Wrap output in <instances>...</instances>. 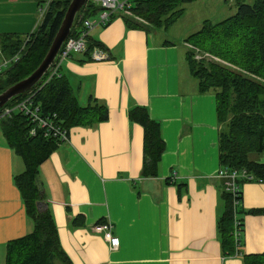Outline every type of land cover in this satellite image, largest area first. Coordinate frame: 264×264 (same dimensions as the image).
<instances>
[{"label":"crops","instance_id":"1","mask_svg":"<svg viewBox=\"0 0 264 264\" xmlns=\"http://www.w3.org/2000/svg\"><path fill=\"white\" fill-rule=\"evenodd\" d=\"M47 6L0 0V32L33 33ZM185 37L170 29L129 28L116 17L89 33L104 45L93 54L106 59L81 62L82 52L74 51L62 62L59 74L79 102L93 95L109 109L107 121L71 128L68 141L40 166L61 246L73 264H243L245 254L264 252V214L252 212L264 209V182L240 183L244 230L236 236L233 230L231 253L219 238L225 204L216 97L199 92ZM136 105L161 123L165 151L157 177L141 175L144 129L128 117ZM259 160L264 163V154ZM23 170L0 133V264L9 240L34 228L14 182ZM79 215L83 226L74 224ZM100 220L112 224L118 248L94 230Z\"/></svg>","mask_w":264,"mask_h":264},{"label":"trees","instance_id":"2","mask_svg":"<svg viewBox=\"0 0 264 264\" xmlns=\"http://www.w3.org/2000/svg\"><path fill=\"white\" fill-rule=\"evenodd\" d=\"M37 1L48 6L37 30L26 35V43L19 34L0 32V45L6 57L20 55L18 62L0 73V93L29 76L41 64L71 2ZM191 1L195 0H128L129 6L113 13L110 22L121 17L129 28H141L147 32L159 28L168 30L184 14V5ZM237 4L233 15L218 22L206 19L199 30L185 37L188 45L186 62L198 82L199 92L215 94L222 168L245 170L264 182V163L259 160L264 154V0H237ZM104 9L88 0L78 13L70 37H78L85 21L96 18ZM96 47L103 49L104 45L88 35L81 62L94 59ZM50 76L51 70L32 89L13 97L0 109L1 112L14 106L27 94L34 93L37 114L60 131L54 134L49 126L42 127L31 114L20 110L0 119L8 145L24 163V170L15 175L14 182L20 190L26 213L34 221L31 232L9 240L5 264H73L61 246L40 178V166L68 141L71 128L92 127L109 118L108 106L96 96H89L87 104L83 105L65 75ZM47 79L49 81L45 83ZM128 117L144 129L141 175L144 178L157 177L165 151L161 123L153 119L143 105L132 107ZM223 193L225 207L217 229L224 249L231 253L233 230L235 236L244 230L243 219L239 216L243 192L240 189L232 194L226 190L223 180ZM252 212L264 214V209ZM105 221L100 220L97 224ZM74 224L83 226V216H76ZM243 264H264V252L245 254Z\"/></svg>","mask_w":264,"mask_h":264},{"label":"built area","instance_id":"3","mask_svg":"<svg viewBox=\"0 0 264 264\" xmlns=\"http://www.w3.org/2000/svg\"><path fill=\"white\" fill-rule=\"evenodd\" d=\"M94 2L99 3L101 6L105 7V9L99 13V15L96 18L88 19L85 21V27L80 33L78 37H69L67 41L64 43V45L61 48V51L59 52L56 61L54 63V66L50 69L51 70V76H54L59 73V69L61 67V64L63 60L70 57L72 52H82L86 48V39L90 33V31L96 27H102L106 26L110 22L111 15L113 13H117L124 8L129 6V3L127 1H119V0H93ZM4 56V52L2 51V46L0 45V57ZM93 57L96 59H106V54H93ZM20 59V55L17 53L14 56L10 58H2V62L0 63V73L4 72L2 71L3 65H8L11 63L12 65L16 62H18ZM49 79L45 81L47 83ZM34 93L27 94L25 98L17 102L14 106H10L5 108L0 112V119L3 117L10 115L14 110H20L23 112H26V114H31L34 120L38 121L39 124L42 127H48L51 128L54 131V134L60 133L59 128H55L52 126V124L47 121L45 118L40 117L37 114L38 106L34 104ZM63 138H65L64 132H62ZM176 174H172V177H174ZM219 177L224 180V185L226 187V190L231 192L232 194H236L238 191H240V182L247 180L252 182H262L259 179H256L252 174L248 173L245 170H228V169H221L219 171ZM171 177V178H172ZM242 178V179H240ZM94 230L97 232H102L104 235V238L109 242L110 247L112 249H116L120 245V238L113 232L112 230V224L109 222H103L100 224H96L94 226Z\"/></svg>","mask_w":264,"mask_h":264},{"label":"water","instance_id":"4","mask_svg":"<svg viewBox=\"0 0 264 264\" xmlns=\"http://www.w3.org/2000/svg\"><path fill=\"white\" fill-rule=\"evenodd\" d=\"M87 2L88 0H71L59 30L57 31L43 61L29 76L11 85L0 93V109L3 108L13 97L32 89L54 66L62 46L71 35L78 13L83 9Z\"/></svg>","mask_w":264,"mask_h":264},{"label":"rangeland","instance_id":"5","mask_svg":"<svg viewBox=\"0 0 264 264\" xmlns=\"http://www.w3.org/2000/svg\"><path fill=\"white\" fill-rule=\"evenodd\" d=\"M246 1L252 2L253 0ZM95 3L99 5L97 2ZM184 6L186 8L184 14L172 27H170V30L177 34L183 33L185 36L199 30L204 20L209 19L212 22L221 21L233 15L238 8L237 0H195L186 3ZM22 39L23 43H26L28 37L24 36ZM2 58H7L5 53L4 56L0 57V63L2 62ZM11 65V63L3 65L2 71L5 72L11 67ZM62 70L63 64L59 71ZM0 133L2 134L1 123ZM20 159L22 158L20 157Z\"/></svg>","mask_w":264,"mask_h":264}]
</instances>
